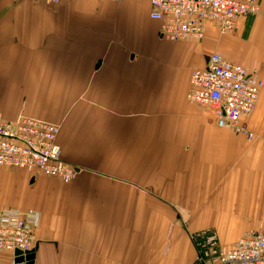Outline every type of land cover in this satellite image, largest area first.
Wrapping results in <instances>:
<instances>
[{
    "label": "crops",
    "instance_id": "crops-1",
    "mask_svg": "<svg viewBox=\"0 0 264 264\" xmlns=\"http://www.w3.org/2000/svg\"><path fill=\"white\" fill-rule=\"evenodd\" d=\"M150 11L0 0V114L60 123L63 158L80 169L69 220L64 187L43 185L61 180L0 166V201L39 214L33 264H194V233L226 244L264 228V87L238 134L187 99L192 68L215 52L264 81V17L172 41ZM13 257L0 251V264Z\"/></svg>",
    "mask_w": 264,
    "mask_h": 264
},
{
    "label": "built area",
    "instance_id": "built-area-1",
    "mask_svg": "<svg viewBox=\"0 0 264 264\" xmlns=\"http://www.w3.org/2000/svg\"><path fill=\"white\" fill-rule=\"evenodd\" d=\"M56 4L60 0H33ZM124 2L126 0H117ZM150 17L161 22V35L172 41L201 40L211 25L222 34L239 30V20L253 15L264 17L259 0H149ZM264 81L255 73L218 52L204 67H193L187 99L210 109L216 125L240 133V122L250 118L257 106ZM58 123L20 114L7 120L0 114V166L26 170L34 175L54 177L69 183L75 180L77 166L63 158L58 142ZM39 214L17 208L0 212V251L34 249ZM197 249L194 264H264V228L245 232L226 247L218 233L205 229L192 235ZM11 264H22L15 261ZM25 264V262H23Z\"/></svg>",
    "mask_w": 264,
    "mask_h": 264
},
{
    "label": "rangeland",
    "instance_id": "rangeland-1",
    "mask_svg": "<svg viewBox=\"0 0 264 264\" xmlns=\"http://www.w3.org/2000/svg\"><path fill=\"white\" fill-rule=\"evenodd\" d=\"M218 34L219 35H226V34H222L220 31H219ZM58 124H60V123H58ZM60 126H61V124H60ZM82 167L84 168V171H86V172H92V171H94V169H96V172H97V171H100L99 169H102V168H97V167L93 168L94 166L91 167V165H90V167H88V166H85L84 164L82 165ZM16 172H20V171H16ZM48 180H49V182L48 183H44L43 185H45V186H63L64 187V190H63L62 194L60 193L58 195L59 198L63 199L62 202H61V205H60V209L65 215L68 216V218L70 220L71 216L74 213V211H72V208L74 206H76V203L73 201V199L75 198V195H74L72 189H73L74 186H76L75 183L77 184V181L73 180L72 182H69V183H65V182L63 183V182H58V181L52 180L51 178L50 179L48 178ZM82 187H86V182L84 184H82ZM13 205L14 204L12 203V201L9 200V198H6L4 201H0V210L3 207H5V208H3L2 210L7 209V208H11V207H7V206H13ZM22 211L26 212V213H32V214L37 213L38 214L37 211L32 210V209H30L29 211H27V210H22ZM85 230H86V227H85ZM85 234H87V231H86ZM86 236L87 235H85V238H86ZM49 239H56V238H49ZM58 239H61L64 242H67L69 245L71 244V240H72L71 238H58ZM191 239L193 241V238H191ZM221 242H222L223 245L225 244L222 240H221ZM232 244H234V242L226 243L224 246L229 247Z\"/></svg>",
    "mask_w": 264,
    "mask_h": 264
},
{
    "label": "water",
    "instance_id": "water-1",
    "mask_svg": "<svg viewBox=\"0 0 264 264\" xmlns=\"http://www.w3.org/2000/svg\"><path fill=\"white\" fill-rule=\"evenodd\" d=\"M77 170L79 171L80 169L77 167ZM35 255H36V249H32L26 252L20 249H16L14 252L15 261L22 264L23 262H25V264H33Z\"/></svg>",
    "mask_w": 264,
    "mask_h": 264
}]
</instances>
